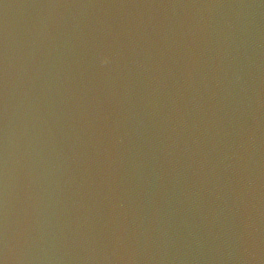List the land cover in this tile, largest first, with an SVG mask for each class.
<instances>
[{
  "label": "water",
  "instance_id": "obj_1",
  "mask_svg": "<svg viewBox=\"0 0 264 264\" xmlns=\"http://www.w3.org/2000/svg\"><path fill=\"white\" fill-rule=\"evenodd\" d=\"M172 7L0 0V264H133Z\"/></svg>",
  "mask_w": 264,
  "mask_h": 264
},
{
  "label": "clouds",
  "instance_id": "obj_2",
  "mask_svg": "<svg viewBox=\"0 0 264 264\" xmlns=\"http://www.w3.org/2000/svg\"><path fill=\"white\" fill-rule=\"evenodd\" d=\"M98 61H99V64L101 66L103 65H106L108 62H109V58L106 56V55H101L99 58H98Z\"/></svg>",
  "mask_w": 264,
  "mask_h": 264
},
{
  "label": "snow or ice",
  "instance_id": "obj_3",
  "mask_svg": "<svg viewBox=\"0 0 264 264\" xmlns=\"http://www.w3.org/2000/svg\"><path fill=\"white\" fill-rule=\"evenodd\" d=\"M101 55H104V53H103V52L98 53V54H97L98 58H99Z\"/></svg>",
  "mask_w": 264,
  "mask_h": 264
}]
</instances>
